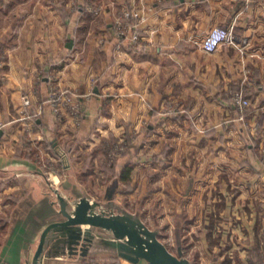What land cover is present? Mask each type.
I'll return each instance as SVG.
<instances>
[{"label":"crops","instance_id":"obj_1","mask_svg":"<svg viewBox=\"0 0 264 264\" xmlns=\"http://www.w3.org/2000/svg\"><path fill=\"white\" fill-rule=\"evenodd\" d=\"M65 2L0 0V44L6 55L0 66V183L23 182L22 198L30 191V177L15 175L35 166L20 150L14 153L24 129V95L42 105L35 138L41 134L55 141V152L63 149L68 124L73 125L58 119L48 103L56 84L89 95L82 126L71 127L73 139L89 138L95 123L98 131L114 129L123 137L140 129L142 146L160 151V177L186 179L177 187L180 193H214L216 178L227 181L231 173L264 177L229 97L231 88L255 75L250 116L260 119L264 133V0H79L74 10ZM103 3L99 15L89 8ZM126 7L145 17L143 39L135 47L125 42L119 50L113 22ZM215 26L233 28L236 44L206 53L201 44ZM170 101L178 104L174 115L164 112ZM70 167L66 163L65 171ZM224 187L222 181L219 188ZM206 217L208 230L212 218ZM4 241L0 259L9 262ZM62 263L77 262L45 261Z\"/></svg>","mask_w":264,"mask_h":264},{"label":"rangeland","instance_id":"obj_2","mask_svg":"<svg viewBox=\"0 0 264 264\" xmlns=\"http://www.w3.org/2000/svg\"><path fill=\"white\" fill-rule=\"evenodd\" d=\"M61 1H66L63 3L66 5L70 3L68 7L69 9L72 7L73 10L77 9L79 4V0ZM104 7L103 3L90 5L89 8L91 11L92 8H99L100 14L104 11ZM1 55L6 56L5 53ZM249 76L236 84L238 88L244 89V96L249 100L247 111L243 115L244 118L238 111L241 120L245 123L250 152L254 157H257L264 174V133L263 129L261 130L260 119L250 116L253 113L254 104L252 94L258 89V80L254 74ZM92 81L96 82L94 77ZM237 89L232 90L231 88L230 92ZM229 95L232 101V95ZM177 110L178 104L170 101L164 112L174 115ZM59 119L64 121L70 119L74 129L78 128L71 115ZM0 122L3 121L0 120ZM68 126L69 131L61 142L64 144L61 147L63 149H60L59 152H55L52 147L48 146L43 135L40 134L39 139L35 138L36 131L34 130L31 137L28 138L33 141L27 142L25 138H20L21 145L14 149V153L20 150L22 153L18 152V154L26 155L35 162L38 160L40 162H36L38 166L50 178L55 177L56 181L53 182L55 184H59L66 178L65 166L66 163H69L70 174L75 176L84 189L96 198H100L107 189L115 190L114 197L117 201L123 203L129 210H139L143 219L152 228L159 226L160 237L168 247L175 253L181 248L183 253L194 261V264H261V258H264V177L256 178L254 173L250 175L231 173L226 175L229 176L228 182L222 177L216 178L217 188L214 193L183 194L177 191V187L182 188L186 179L176 176L167 179L160 177L158 170L160 151L159 153L150 152V148L143 147L142 138L140 146L137 147L134 154V159L131 158L136 163L132 171L131 182L123 191L113 180H106L108 166L106 167L105 163L110 165L114 162L116 157H112L111 154L115 152L113 149L114 146L117 148V144L122 147L117 156L125 157L124 154L128 149L125 145L127 134H125L126 137H123L121 131L108 129L103 132L98 131L95 127L94 132L89 134L90 137L87 136L89 138L80 141L73 139L75 133L71 130L73 126L70 124ZM140 133H142L140 129L134 131V139H140ZM21 137L23 136L21 135ZM69 143L73 146L71 150H67ZM253 149L257 156L253 154ZM64 153L68 154V158L63 157ZM170 156H172L171 161L177 158H175V154ZM150 157L151 159L153 157L151 164L149 163ZM63 158L66 162H63ZM238 166L236 165L232 169L235 170L239 168ZM222 181H225L227 185L223 190L219 188ZM22 183L18 180L0 183V251L3 240L10 229L11 215L24 194ZM208 215L212 219L208 222L211 226H208V230H206L204 223ZM239 219L246 222L245 226L242 223L237 225L236 222ZM233 223L236 228H232L231 224ZM179 234L180 239L178 238ZM103 260L104 264L110 263L108 259ZM75 264H79V262ZM122 264L130 263L123 259Z\"/></svg>","mask_w":264,"mask_h":264},{"label":"water","instance_id":"obj_3","mask_svg":"<svg viewBox=\"0 0 264 264\" xmlns=\"http://www.w3.org/2000/svg\"><path fill=\"white\" fill-rule=\"evenodd\" d=\"M65 173L66 178L55 184L35 162L33 169L15 174L30 177V191L11 215L4 241L10 264L81 262L110 255L131 264H194L181 248L175 253L168 247L159 226L152 228L139 210L117 201L115 190L96 198L69 169Z\"/></svg>","mask_w":264,"mask_h":264},{"label":"built area","instance_id":"obj_4","mask_svg":"<svg viewBox=\"0 0 264 264\" xmlns=\"http://www.w3.org/2000/svg\"><path fill=\"white\" fill-rule=\"evenodd\" d=\"M99 10V8H92V11L96 14H99ZM143 20H145L144 16H141L137 11L127 7L122 9L119 14H117L113 22L114 31L116 36L119 38L116 45L117 49L122 50L125 42H129V45L134 46L141 43L143 37L140 29L141 22ZM226 43L236 44V36L233 28L215 26L210 30L201 46L204 52L213 53ZM4 61L5 56L0 55V66L3 65ZM231 95L233 103L237 106L242 118H244L243 115L246 113L249 104V100L244 96V89L242 88L233 91ZM88 100L89 95L82 97L77 91H72L59 85H53L48 96V103L52 107L55 116L58 119L63 116H73L76 122L75 125L78 128H80L83 124L86 112V101ZM41 112L42 105L34 106L33 100L30 96H23V109L20 119L24 121V130L22 134L23 137L21 138H25L27 142L33 141L28 138L31 137L32 131H34L35 128L34 126L36 125V117ZM2 124L3 122H0V127ZM120 149H122V147L119 144H117V148L114 146L113 150L115 152L111 154L112 157H117ZM36 162L39 161L36 160ZM79 264H104V260L99 259L95 262L88 263L79 262Z\"/></svg>","mask_w":264,"mask_h":264},{"label":"trees","instance_id":"obj_5","mask_svg":"<svg viewBox=\"0 0 264 264\" xmlns=\"http://www.w3.org/2000/svg\"><path fill=\"white\" fill-rule=\"evenodd\" d=\"M131 20L134 21L133 19H131ZM126 44L129 45V42H127ZM2 48L3 47L0 44V55L3 54ZM38 118H39V116L36 117V125L38 124ZM97 124L98 123H95L94 124L95 126L93 128H95L97 126ZM126 138L127 139H126L125 145H127L128 149L124 154L125 157L120 158L119 156H117L114 159V162H112L110 165H107L105 163L106 167L108 166L107 167L108 177L106 178V180H109V181L113 180L114 183L116 182V185L118 187H120L121 190H123V191L127 189V185L131 182L132 171L134 170V168L136 166V163L133 160L134 159L133 157H135L134 154L136 153L137 147L140 146V142L142 139V138L134 139V137L130 134H127ZM46 142L48 143V146L52 147V149L54 150L53 146L55 144V141H49L48 142V140H47ZM72 147H73L72 145H69L67 150H71ZM20 152H22V151H20ZM253 154H255V156H257L256 155L257 153H255L254 149H253ZM131 158H133V159H131ZM178 238L180 239V234H179ZM99 259H108L110 261V263L108 262V264H122V260H123L117 256H114V255H110L109 257H102V258L93 256V257H89V258L84 259L83 261H81V263L95 262L96 260H99ZM0 264H10V263L6 262V261H2L0 259ZM261 264H264V258H261Z\"/></svg>","mask_w":264,"mask_h":264},{"label":"bare ground","instance_id":"obj_6","mask_svg":"<svg viewBox=\"0 0 264 264\" xmlns=\"http://www.w3.org/2000/svg\"><path fill=\"white\" fill-rule=\"evenodd\" d=\"M51 179H52L54 182L56 181L55 177H52Z\"/></svg>","mask_w":264,"mask_h":264}]
</instances>
